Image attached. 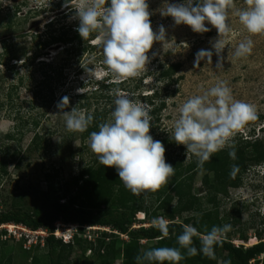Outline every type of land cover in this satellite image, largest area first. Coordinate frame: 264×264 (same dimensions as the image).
<instances>
[{
    "label": "rangeland",
    "instance_id": "1",
    "mask_svg": "<svg viewBox=\"0 0 264 264\" xmlns=\"http://www.w3.org/2000/svg\"><path fill=\"white\" fill-rule=\"evenodd\" d=\"M62 1L69 2L51 11L54 4ZM164 2L165 0H148L149 10L153 13L150 17L152 28L156 31L163 25L166 39L174 38L178 46L162 48L160 43H154L148 55L151 57L155 52L156 57L147 65L148 71L138 78L117 81L111 75H99L101 71L107 72L108 69L103 64L102 49L96 40L90 42L91 46H95L93 49L82 53L80 49H76L67 57L63 45L52 44L43 48L44 42L50 38L45 25L53 18L57 22L54 29L62 25L73 27L79 23L73 19L75 12L72 7L75 0H0V161L3 158L2 150L10 149L5 156L6 165L3 163L2 166L6 174L0 173V212L15 208L32 213L34 208L41 207L42 198L47 195L45 174L52 175L54 182L63 191L69 185L67 197L73 196L76 191L75 186L70 185L73 179L82 167L91 165L97 158L88 146V138L84 140L81 133L67 131L64 117L57 115L61 96L69 98L65 112L76 107L87 113L91 108L90 114H93L94 109H98L101 124L110 120L114 109V90L129 93L132 99L141 102L142 97L158 90L159 101H162L164 107L158 115L159 121L151 124L149 134L164 145L166 162L171 159V165L177 168L172 181L178 182L177 184L180 181L184 194L179 200L171 191L172 188L169 190L168 187L164 192L143 197L140 205L145 212L136 214L131 230L149 229L153 227L152 219L163 216L170 223L181 225L188 221L198 232L202 229L211 230L214 226L231 225L230 231L223 234L221 241L235 248L246 250L253 245L264 244V162L259 165L248 163L243 167L238 188L228 184L220 185L213 173L200 170L201 164L197 158L186 153L185 147L177 145L171 138L173 124L178 118V109L182 103L189 97L216 86L220 81L226 82L235 99L254 105L258 118H264V36L249 37L238 18L230 14L232 30L227 37H221L225 41V48L219 58L222 69L216 68L218 58L215 53L211 64L201 61L197 65L196 53L201 49H211L210 41L214 43L218 39L217 31L206 25L211 28L208 33L195 34L187 26L174 25L170 17L159 14L158 10L163 7ZM181 2L182 0H168V3L173 4ZM235 3L237 8L245 6L244 0H235ZM59 21L62 23L59 24ZM248 38L254 41L252 54L234 59L236 47ZM182 42L189 47L181 44ZM35 53L48 54L43 56L44 61L50 62L56 69L64 63L62 60H66L62 85L55 90L57 101L47 112L38 103L35 110L29 111L31 95L26 86L19 84L22 78L25 85L30 89L34 88L42 80L43 69L48 70L38 63L42 59L35 61L28 70L24 69L23 61ZM172 64H179V71L171 77L170 82H160L159 67L167 69ZM8 66L13 68L8 69ZM89 68L95 74H89ZM103 81L109 87L95 93L97 84ZM52 86L55 87L54 82ZM81 94H86L89 98V105L84 110L81 107L85 102L77 98ZM26 111L31 112L33 117H44H40L36 128L29 119L32 128L20 140H6L4 136L13 133L16 127L17 122L11 120L19 115L24 119L29 118ZM240 136L243 140H260L264 147V120L250 122L245 130L233 137L231 144ZM230 148L222 150L224 154L219 156L222 162L229 158V152H226ZM249 152L250 149L246 150V153ZM11 156L13 160H10ZM231 162L229 166L232 168L233 161ZM188 167L192 168L187 172ZM170 183L168 181L166 187ZM60 203H66L63 192ZM8 226L11 227L0 226V264H33L35 258L40 259L45 255L48 233L32 236ZM57 233L61 235L57 236ZM53 237L62 244L71 243L74 238L81 243H95L106 237L107 243L113 241L118 253L130 242L126 236L110 229L64 226L60 223L55 225ZM156 244L157 240L139 242L142 252ZM64 255L68 256L67 251ZM81 256L82 251L75 245L67 259L74 261ZM84 257L93 260L89 251L85 252ZM212 262L230 264L225 254H217ZM38 264L45 263L41 261ZM114 264H122L120 256ZM249 264H264V254Z\"/></svg>",
    "mask_w": 264,
    "mask_h": 264
},
{
    "label": "clouds",
    "instance_id": "2",
    "mask_svg": "<svg viewBox=\"0 0 264 264\" xmlns=\"http://www.w3.org/2000/svg\"><path fill=\"white\" fill-rule=\"evenodd\" d=\"M245 6L237 8L235 0H182L173 4L165 0L158 11L162 17H170L176 26L184 25L195 34L208 33L215 28L218 39L211 43V49H201L196 53L195 63H212L213 53L217 56L216 68L222 69L220 55L225 41L231 32L230 14L238 18L249 37L264 36V0H244ZM50 4V3H49ZM73 19L79 21L76 31L82 40L96 33V41L103 53V64L108 71L100 76L111 75L117 81L138 78L148 71L147 65L156 57L148 53L154 43L162 48L178 46L174 38L166 39V29L161 25L153 30L148 0H75ZM175 42L172 44V42ZM187 48L186 43H181ZM180 44V45H181ZM254 41L251 38L241 41L233 58L240 59L252 54ZM89 74H95L89 68ZM114 109L110 120L98 125L88 137V146L97 157V162L105 168H114L124 188L134 196L142 193H156L174 175L175 168L165 160V148L161 141L149 134L152 116L149 105L131 98L129 93L114 90ZM171 99V98H170ZM69 98L63 97L57 105V115L65 119L66 130L84 133L93 123V116L86 115L76 107L65 112ZM174 121L172 140L184 146L186 153L197 158L199 164L210 160L214 153L232 147L231 140L246 126L258 119L254 105L237 100L226 82L199 95L189 97L178 109ZM229 156L235 159V152ZM235 171V169H234ZM162 238L169 236L170 221L163 216L151 220ZM231 225L213 227L201 235L190 224L183 226L177 237L179 248L160 247L145 251L136 257V264H180L187 256L202 254L215 259L214 246L221 242L223 234L230 231ZM199 238L201 247L193 245Z\"/></svg>",
    "mask_w": 264,
    "mask_h": 264
},
{
    "label": "trees",
    "instance_id": "3",
    "mask_svg": "<svg viewBox=\"0 0 264 264\" xmlns=\"http://www.w3.org/2000/svg\"><path fill=\"white\" fill-rule=\"evenodd\" d=\"M68 2L69 1L64 3L62 1L58 4H54L51 11L59 9L62 4H68ZM56 23L55 18H53L45 25L46 30H49L48 34L50 35V38L49 41L44 42L43 48L52 44L63 45V51L67 57L76 49H78V51L80 49V53H82L87 49H93L95 47L91 46L90 42L96 40V33H93L87 40H82L76 31L79 23H76L73 27L62 25L61 27L54 29ZM58 23L61 24L62 21H59ZM56 34L58 35L56 36ZM69 45L71 47H68ZM2 47L5 49V44H3ZM47 55L48 54L42 55L41 53H35L34 55L32 54L27 57L22 63L24 69L28 70L35 61L42 59V61H39L38 63L48 68L47 71L43 69L42 80L34 88L30 89L28 85L23 83L24 81L22 78L20 79V86H26V90H28L31 95V101L28 102V104H30V108L28 109L31 112L36 109L37 103L46 112L49 109H52L57 101L55 90L62 85L66 60H62L64 63L56 69L50 62L44 61L43 56ZM12 68L13 66H8V69ZM179 69V64H172L167 69L159 67L161 72L159 73L158 80L162 83L167 80L170 82L171 77L176 74ZM53 73L54 75L52 76ZM53 82L55 83V87L52 86ZM104 84L105 81L97 84L98 89L94 92L96 93L109 87V84ZM7 98H9V94H7ZM77 98L82 100V102H85L83 103L85 105H83L81 109H87L89 98L86 94H81ZM60 99H62V96ZM141 100L151 108V124L158 122V115L164 107L162 101H159L158 90L153 91L150 95L142 97ZM90 109L91 108L85 113L86 115L90 114ZM64 111H66V108ZM31 112L26 111V114L29 117L27 119H24L19 115L11 120L17 123L15 129H13L14 132L4 136L6 140H20L32 128L31 124L35 128L39 125L38 121H40V117H44V115H38L39 117L37 118L33 117ZM98 112V109H94L93 114H90L93 116V123L88 127L87 131L81 133L84 140L89 137L91 132L98 130V125L101 121ZM29 119L32 122L31 124L28 122ZM262 120H264V118L259 117L254 122H261ZM249 149L251 152L246 153V150ZM9 150V148L2 150L3 158L0 161V173L3 172L6 174L5 168L2 166L3 163L6 165L5 158L7 157L5 156L9 153ZM230 151L235 152V159L230 158L229 154H227L229 158H226L222 162L219 156L224 154V151H219L214 153L209 161L204 162L203 165L200 166V170L213 173L214 178L220 185L228 184L233 188H238L240 186V176L243 167L245 168L248 163L259 165L264 162V147L260 140L254 139L248 141L243 140L242 136H240L238 140L232 143V147L226 153ZM165 156H167L166 153ZM10 158V160H13L12 156ZM170 160L168 159V163L172 164ZM231 160L233 161L232 168L229 166L232 163ZM189 168L191 169L192 167H188L187 172L190 170ZM175 169L177 168L175 167ZM44 179L47 188V195L42 198L43 203L41 207L34 208L32 213L15 208L10 209L9 211L0 212V226H23L30 231H38L42 229L48 232L49 236L46 239L47 251L40 259L35 258L32 261L34 262L33 264H38L41 261L45 264H114L118 256L121 257L122 264H136V257L144 253L141 251L139 245V242L144 240H157V244L147 250L160 247L179 248L177 237L182 234L183 226L188 224V221L181 225L170 223L169 236L166 238H162V234L154 227H150L149 229L131 230V225L136 214L139 212H145L140 205L141 199L152 193L146 192L142 193L140 196H134L124 188L115 169L105 168L103 165L98 164L97 158L91 165L82 167L77 177L73 179L70 184L76 188L73 196L67 197L69 185H66V190L63 191V189L54 182L52 175L45 174ZM172 179L173 176L169 179L171 182L169 186L166 187L168 184L163 186L158 191V194L164 192L169 187V190L172 188L171 191L174 192L176 197L180 200L182 194H184L181 189L183 185L181 186L180 181L179 184H177L178 182L173 183ZM62 192L63 196H66V203H60ZM156 193H153L152 195ZM180 204H182L181 201ZM58 223L64 226L110 229L113 232L126 236L130 242L125 245L120 253L114 249L113 241H110V243L106 242V237L98 239L95 243H88L87 241L81 243L74 238L71 243L62 244L61 242L55 241L53 237L55 225ZM209 231L211 230L202 229L199 233L205 235ZM75 245L80 251H82V256L80 259L69 261L67 257L71 254L73 246ZM193 245L199 250L201 247L200 239L194 238ZM66 251L68 256L64 255V252ZM86 251H89L92 254L93 260L84 257ZM214 251L215 256L217 254L227 255L230 264H249L259 255L264 254V244H256L243 250L221 241L218 245L214 246ZM181 252L185 255V259L182 260L180 264H215L212 262V259H209L202 254L189 257L184 249H181Z\"/></svg>",
    "mask_w": 264,
    "mask_h": 264
},
{
    "label": "built area",
    "instance_id": "4",
    "mask_svg": "<svg viewBox=\"0 0 264 264\" xmlns=\"http://www.w3.org/2000/svg\"><path fill=\"white\" fill-rule=\"evenodd\" d=\"M9 227V226H8ZM9 228H11V229H20L22 232H24V233H26V234H29V235H32V236H34V235H36V234H43V235H47V231H45V230H38V231H30V230H28V229H26L25 227H23V226H15V225H11V227H9ZM54 234V233H53ZM69 239H70V237H69Z\"/></svg>",
    "mask_w": 264,
    "mask_h": 264
},
{
    "label": "bare ground",
    "instance_id": "5",
    "mask_svg": "<svg viewBox=\"0 0 264 264\" xmlns=\"http://www.w3.org/2000/svg\"><path fill=\"white\" fill-rule=\"evenodd\" d=\"M59 235H61V234H58V233H57V236H59Z\"/></svg>",
    "mask_w": 264,
    "mask_h": 264
}]
</instances>
